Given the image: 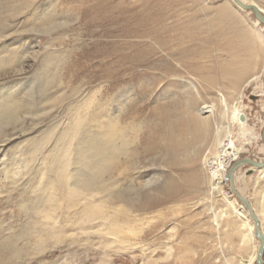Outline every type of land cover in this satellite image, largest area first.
Returning a JSON list of instances; mask_svg holds the SVG:
<instances>
[{"label": "rangeland", "instance_id": "374dc122", "mask_svg": "<svg viewBox=\"0 0 264 264\" xmlns=\"http://www.w3.org/2000/svg\"><path fill=\"white\" fill-rule=\"evenodd\" d=\"M256 22L229 0H0V264H244L254 241L211 169L230 143L264 158Z\"/></svg>", "mask_w": 264, "mask_h": 264}, {"label": "bare ground", "instance_id": "6f19581e", "mask_svg": "<svg viewBox=\"0 0 264 264\" xmlns=\"http://www.w3.org/2000/svg\"><path fill=\"white\" fill-rule=\"evenodd\" d=\"M229 1L232 3V5L236 9L241 10V11H249V10H242V9L238 8L236 6V4L234 3V0H229ZM243 1L254 3L264 13V8L262 6H260L256 1H254V0H243ZM221 10H222V8H221ZM221 12H223V11H221ZM250 13L253 15L252 11H250ZM222 16H224V15H222ZM228 20L229 21H228L227 26L230 27L233 24L236 27H238L237 29H239L238 25H240V27H241V24H240L239 20H237L235 18H231V17ZM256 23L261 29L264 30V25L262 23H260V22L259 23L256 22ZM242 29H244V28H242ZM239 30H240V32H239V34H240L242 31H241V29H239ZM242 33H243V36L241 37ZM242 33H241V35H238L239 36L238 38H240V37L243 38V39L245 38V40L240 41V44L242 45V48H244V47L247 48V47H249L251 45H249L247 43L248 40H246V39L250 38L252 33L250 34L249 31L247 32L248 34H246L245 31L242 32ZM235 34H237V33H235ZM245 34L247 35V37H246ZM249 34H250V36L248 37ZM240 51H241V49H240ZM241 52H243V51H241ZM246 70H247V67L244 68V69H241L240 71L238 70L239 71L238 73L240 75H243V74H245L247 72ZM239 74H238V76H240ZM224 104H226V103L224 102ZM202 109H203V112H209L210 111V107L208 105H204L202 107ZM230 114H231V120L236 121L241 126H243L246 123V120L244 119V114H242V111H241L239 106L235 105L232 108V110L230 111ZM260 138H261V134H260ZM261 141H262V138H261ZM262 143H263V141H262ZM263 146H264V143H263ZM239 153H240V147L235 146L233 143L232 144L230 143V144H227V145H222L220 152L214 157V160L212 162L215 164V167H213L211 169V174H212L213 179L215 181V188L216 189L220 190L222 183L226 182L225 176H226V173H227V171H228V169L230 167V165L228 166V164H227V162H228L227 158L229 160H231V161L240 159L241 157H239ZM261 161H263V160H261ZM247 166H248L247 169H250L251 166L250 165H247ZM253 168L254 169L252 171L256 170L257 173L259 172L258 175H257V179L264 178V165L262 167H253ZM226 183L229 184V182H226ZM234 186H235V182H234ZM235 188H236V186H235ZM236 190L238 191L237 188H236ZM74 195L76 196V193ZM234 201H235L234 199L228 200V205L230 207H232L239 216H242L245 219V220H243V223H242V225L245 226V228H246L245 229V235L249 236V238L254 241V243H253V251L249 254V256L247 258L243 259L242 261H243L244 264H255L254 261L256 259L255 257H256V253H257L256 251H257V246H258V239L255 236L254 221L250 218V216H249L247 210L244 208L243 204L240 203L239 207H237V206H235V202ZM261 202H263V201L261 200ZM251 207H252L254 213L259 218L260 230L264 234V219L262 217V215L264 213V207H261V209L258 208V211L252 206V204H251ZM99 211L100 210L98 208H96V207H91V208L88 207V209H87V212L89 213L90 217H92V218L94 217V215H98ZM101 218H102V215H101ZM102 219H104V218H102ZM111 224L112 225H111L110 231H113V233H115V234L118 233V231L120 230L121 227L118 224H115V223H111Z\"/></svg>", "mask_w": 264, "mask_h": 264}, {"label": "water", "instance_id": "95a60500", "mask_svg": "<svg viewBox=\"0 0 264 264\" xmlns=\"http://www.w3.org/2000/svg\"><path fill=\"white\" fill-rule=\"evenodd\" d=\"M234 3L236 6L242 10H249L252 11L254 18L262 23L264 25V13L259 9L257 5L254 3L246 2L243 0H234ZM261 138L264 143V124L261 128ZM244 165H250V169H248V173H251L254 169L253 167H262L264 165V159L263 161L252 159L250 157H242L240 159H237L232 162L230 165L225 180L226 182H229V189L230 191L236 196L238 201H240L241 204H243L244 208L247 210L250 218L254 221L255 226V236L258 239V246H257V253H256V259L255 264H264V234L260 230V221L257 215L254 213L250 202L246 197H244L239 191L236 190L234 186V173L237 169Z\"/></svg>", "mask_w": 264, "mask_h": 264}]
</instances>
